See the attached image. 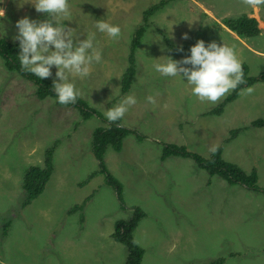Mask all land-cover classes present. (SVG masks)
<instances>
[{"label":"rangeland","instance_id":"374dc122","mask_svg":"<svg viewBox=\"0 0 264 264\" xmlns=\"http://www.w3.org/2000/svg\"><path fill=\"white\" fill-rule=\"evenodd\" d=\"M160 1L0 0V37L19 42L28 66L101 115L85 119L77 107L39 99L35 84L0 58V264H125L116 223L148 200L159 205L147 208L150 218L132 236L145 250L142 264H264V196L219 177L208 185V173L190 158L160 159L165 144L205 159L221 148L224 160L255 168L264 188V127L249 126L264 119V82L241 90L222 114L210 113L242 65L249 78L264 71V30L242 39L222 25L248 15L264 22V0L171 1L152 16L135 52L132 88L122 96L135 29ZM157 28L185 49H169ZM113 107L135 131L104 157L123 185L122 200L104 174L80 185L99 171L93 133ZM56 142L51 180L23 207L25 175L44 166Z\"/></svg>","mask_w":264,"mask_h":264},{"label":"trees","instance_id":"16d2710c","mask_svg":"<svg viewBox=\"0 0 264 264\" xmlns=\"http://www.w3.org/2000/svg\"><path fill=\"white\" fill-rule=\"evenodd\" d=\"M171 1L174 0H162L158 4L152 5L142 13V21L140 25L136 27L135 34L132 38L128 58V67L122 76L123 80H121L120 94L122 96L129 93L132 88V83L137 71L135 52L142 37L145 35L147 30L152 27V23L150 21L152 16L165 9L171 3ZM222 24L236 36L242 39L259 36L262 32L258 26V21L250 16L227 18L223 20ZM156 32L161 35L169 49H185V47H179L172 44L167 39L166 34L163 33L160 28H157ZM0 58H2L5 67L10 73L17 72L20 76L35 84L39 99L53 97L57 100L56 102L58 104L77 107L81 114L85 116V119L97 115L101 117L99 112L91 109L86 101L83 100L79 95L76 93H71L68 90L60 89L51 82H46L34 67L28 66L21 57V46L19 42H13L6 37H0ZM261 82H264V71L256 77L249 78L247 66L242 65V74L237 80L236 84L233 86L231 92L217 107L212 109L210 113L215 115L222 114L226 105L239 97L241 90L250 88V86L253 84ZM113 111H115L113 114L104 118L105 121H103V123H105L106 126L97 128L93 133L92 151L94 152L96 159L99 161V171L91 174L88 180L97 176L98 174H104L106 176V182L108 185L118 193V197L120 200H122L123 185L108 171L104 163V157L107 149L109 148L120 151L123 139L128 135L135 133V131L125 128L123 122H121V116L116 112L115 108ZM249 126L263 128L264 119L260 118L254 120ZM247 128L248 127H243L236 130H231L230 136L225 140V142L228 143L230 140L235 139ZM56 145L57 142L53 146L46 149L43 167H32L25 175L23 190L25 191L26 196L23 202V207L27 206L28 204L30 205L33 200L38 198L44 192L46 186L51 180L52 174L54 172L53 155ZM169 157L192 159L198 168L203 169L208 173V185L212 184L213 177H219L229 186L242 187L249 192L259 193L264 196V188L259 186L257 183L256 169L253 168L251 171L247 172L240 165L224 160L222 157L221 148H217L215 151H213L209 159H205L197 153L187 151L186 147L184 146L165 144L161 159L165 160ZM158 205L159 204H157L155 201L148 200V207H144V210H142L140 207L135 208V211L132 214L133 217L130 220L116 223L113 238L117 242L123 243L127 248L128 257L125 264H142L145 250L141 246L137 245L134 241L132 237L133 231L137 224L140 225L147 217L148 219L150 218V213L147 208H156ZM144 224L145 228H148L146 221ZM223 261L224 260L218 261L215 264L223 263Z\"/></svg>","mask_w":264,"mask_h":264},{"label":"clouds","instance_id":"9594fccd","mask_svg":"<svg viewBox=\"0 0 264 264\" xmlns=\"http://www.w3.org/2000/svg\"><path fill=\"white\" fill-rule=\"evenodd\" d=\"M251 17V16H250ZM254 18V17H253ZM256 19V18H255ZM257 20V19H256ZM219 24V23H218ZM223 25V24H222ZM219 26H220V24H219ZM224 26V25H223ZM221 27V26H220ZM229 30V29H228ZM230 31V30H229ZM233 33V32H232ZM238 37V36H237ZM239 38V37H238ZM176 158H179V157H176ZM160 159H161V157H160ZM167 159H169V158H167ZM167 159H165V160H162V161H166ZM94 178V177H93ZM93 178H91V179H93ZM91 179H89V180H91ZM89 180H87L86 182H84L83 184H80V185H85V184H87L88 183V181ZM226 183V182H225ZM25 191H24V200H25ZM24 200H23V202H24ZM23 204V203H22ZM26 207V206H25ZM133 214V213H132ZM119 222V221H118ZM122 222V221H121ZM140 226H141V224L140 225H138L137 224V226L135 227V229H134V231H133V235H134V233L136 232V230H138L139 228H140ZM146 230L148 229V228H145ZM114 233H115V231H114ZM113 233V234H114ZM115 240V239H114ZM116 241V240H115ZM119 243H121V242H119ZM121 244H123V243H121ZM124 245V244H123ZM125 246V245H124ZM126 247V246H125ZM127 249V248H126ZM263 249H264V247H263ZM145 256V255H144ZM219 261H221V260H219ZM216 262H218V261H216ZM216 262H213L212 264H215ZM220 264H224V261H223V263H220Z\"/></svg>","mask_w":264,"mask_h":264},{"label":"crops","instance_id":"0c3cea01","mask_svg":"<svg viewBox=\"0 0 264 264\" xmlns=\"http://www.w3.org/2000/svg\"><path fill=\"white\" fill-rule=\"evenodd\" d=\"M249 16V15H248ZM258 26H259V28L261 29V31L263 32V30H264V22L263 21H261L259 18H258ZM262 32H261V34H260V36L262 35ZM252 51V50H251ZM253 52V51H252ZM256 54V53H255ZM256 55H260V54H256ZM260 226L261 225H263L264 226V224H259ZM263 250V252H264V249H262Z\"/></svg>","mask_w":264,"mask_h":264},{"label":"flooded vegetation","instance_id":"af4514ba","mask_svg":"<svg viewBox=\"0 0 264 264\" xmlns=\"http://www.w3.org/2000/svg\"><path fill=\"white\" fill-rule=\"evenodd\" d=\"M28 205H29V204H28ZM28 205H27V206H28ZM27 206H26V207H27Z\"/></svg>","mask_w":264,"mask_h":264}]
</instances>
